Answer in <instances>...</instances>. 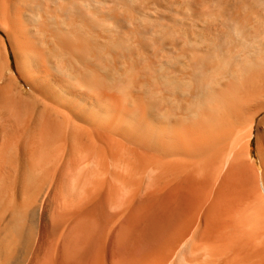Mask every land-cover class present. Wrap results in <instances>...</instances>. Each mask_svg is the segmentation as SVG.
<instances>
[{
    "label": "bare ground",
    "instance_id": "bare-ground-1",
    "mask_svg": "<svg viewBox=\"0 0 264 264\" xmlns=\"http://www.w3.org/2000/svg\"><path fill=\"white\" fill-rule=\"evenodd\" d=\"M166 234L264 264V0H0V264Z\"/></svg>",
    "mask_w": 264,
    "mask_h": 264
},
{
    "label": "rangeland",
    "instance_id": "rangeland-1",
    "mask_svg": "<svg viewBox=\"0 0 264 264\" xmlns=\"http://www.w3.org/2000/svg\"><path fill=\"white\" fill-rule=\"evenodd\" d=\"M11 58L12 62L15 63L12 53ZM254 156L255 146L253 143L251 144V157L254 158ZM182 253L181 237L176 234H166L156 243L149 242L143 245L137 243V264H180L182 256L181 258L179 256Z\"/></svg>",
    "mask_w": 264,
    "mask_h": 264
}]
</instances>
